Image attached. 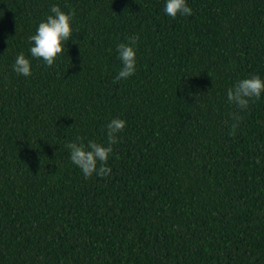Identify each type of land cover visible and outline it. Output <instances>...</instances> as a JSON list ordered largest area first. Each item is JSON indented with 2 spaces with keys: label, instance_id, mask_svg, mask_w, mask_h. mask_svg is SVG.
<instances>
[{
  "label": "trees",
  "instance_id": "trees-1",
  "mask_svg": "<svg viewBox=\"0 0 264 264\" xmlns=\"http://www.w3.org/2000/svg\"><path fill=\"white\" fill-rule=\"evenodd\" d=\"M163 2L0 0V264H264V92L225 96L264 79V0ZM51 4L74 32L46 66L27 37ZM130 36L136 71L114 80ZM114 117L111 170L86 179L65 144L106 143Z\"/></svg>",
  "mask_w": 264,
  "mask_h": 264
},
{
  "label": "clouds",
  "instance_id": "clouds-1",
  "mask_svg": "<svg viewBox=\"0 0 264 264\" xmlns=\"http://www.w3.org/2000/svg\"><path fill=\"white\" fill-rule=\"evenodd\" d=\"M163 13L171 18L177 15L189 16L192 9L187 0H164ZM74 13L69 10L62 11L58 4L49 6L48 14L40 20L34 33L28 35V53L34 59H40L46 66H52L59 54L66 49L65 45L70 40L74 28L72 27ZM136 40L137 37L126 38L127 42L115 45L116 57L120 62L119 70L113 77L114 80L127 79L136 71ZM12 71L18 75L28 77L31 75V62L24 52L16 54L12 63ZM264 92V79L259 75L243 77L233 81L225 91L227 102L236 108L244 110L254 98H259ZM238 119L239 117H235ZM126 121L119 117L110 119L106 125V143L101 144L93 140L87 143L69 141L65 144L68 149V159L74 164L87 179L95 174L102 177L110 172L107 161L113 151L112 146L118 142L117 134L123 130Z\"/></svg>",
  "mask_w": 264,
  "mask_h": 264
}]
</instances>
